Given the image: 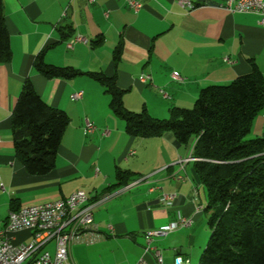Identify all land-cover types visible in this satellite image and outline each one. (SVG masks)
<instances>
[{"label":"crops","instance_id":"0c3cea01","mask_svg":"<svg viewBox=\"0 0 264 264\" xmlns=\"http://www.w3.org/2000/svg\"><path fill=\"white\" fill-rule=\"evenodd\" d=\"M137 1L142 7L133 13L125 0H2L12 56L0 64V230L8 212L21 207L65 199L77 191L103 199L92 211L98 238L70 246L73 264L79 262L71 252L86 249L99 254L125 249L131 256L124 258L125 264H135L144 256L145 233L177 216L191 218L190 232L155 237L151 247L160 250L163 261L162 249L168 247L170 257L172 252L188 259L185 253L194 249L187 238L194 240L192 225L203 219L197 208L205 206L206 197L192 181L191 160L179 163L188 159L189 149L176 147L170 133L147 139L128 136L98 81L86 75L47 79L33 67L38 54L43 53L48 65L114 77L126 109H145L158 119L168 118L174 107L191 109L201 89L248 74L249 60L264 77V25L256 15L229 14L222 9L224 0H185L191 10L181 8L178 0ZM75 36L86 43L68 49L66 43ZM118 44L120 55L114 62ZM172 72L179 81L172 80ZM145 75L150 81L141 82ZM25 79L48 106L69 118L54 167L42 176L29 175L13 151L11 114ZM77 92L82 98L72 100ZM85 119L95 127L86 136ZM249 138H264V108L254 118ZM118 170L130 173L129 184L135 185L126 190L118 186ZM162 194L175 196L171 207L158 202ZM10 237L14 245H25L31 232ZM49 245L53 250V243ZM144 258L152 263V255Z\"/></svg>","mask_w":264,"mask_h":264},{"label":"trees","instance_id":"16d2710c","mask_svg":"<svg viewBox=\"0 0 264 264\" xmlns=\"http://www.w3.org/2000/svg\"><path fill=\"white\" fill-rule=\"evenodd\" d=\"M120 50L118 44L114 62ZM11 56L0 0V64ZM248 62V74L201 89L191 109L171 108L166 119L154 118L145 109H126L114 77L48 65L42 52L33 67L47 79H95L128 136L147 139L170 133L176 147L189 149L191 178L204 189L202 211L210 230L197 264H264V138H249L252 122L264 108V77L252 60ZM68 123L64 111L48 106L31 82L23 81L11 114V138L14 155L29 175L53 169ZM129 174L116 172L118 186L129 185Z\"/></svg>","mask_w":264,"mask_h":264},{"label":"built area","instance_id":"2783aa9c","mask_svg":"<svg viewBox=\"0 0 264 264\" xmlns=\"http://www.w3.org/2000/svg\"><path fill=\"white\" fill-rule=\"evenodd\" d=\"M94 0H87L93 3ZM127 7L137 13L141 9V3L137 0H125ZM177 4L186 10H191L193 5L185 0H178ZM222 9L229 14H251L258 17V24L264 25V0H224ZM86 43L85 39L75 36L66 43L71 49L75 43ZM228 62V61H227ZM172 80L179 81L180 77L176 72L171 73ZM141 82L150 81L148 75L139 78ZM162 94L163 92L160 91ZM166 97V95H164ZM72 100L82 98V93L77 92L71 96ZM95 131L92 122L85 119L83 123V135L86 136ZM189 160H181L184 165ZM3 190V186L0 185ZM196 189L194 196H196ZM175 196L162 194L159 203L171 207ZM100 200L86 202V194L77 191L65 199L52 202L34 204L21 207L15 211H9L4 227L0 230V264H73L69 257V248L72 244L86 240L91 243L98 238L97 228L92 222V211L100 204ZM201 210V206L197 211ZM192 224L191 218L177 216L170 223L159 227L156 230L145 233L144 256L152 255V263L142 256L135 264H164L159 251L151 247L152 239L165 237L168 234L181 229L189 228ZM31 232V240L25 245H14L11 235L21 232ZM53 243L52 252L47 246ZM171 264H189L187 259L176 255Z\"/></svg>","mask_w":264,"mask_h":264},{"label":"rangeland","instance_id":"374dc122","mask_svg":"<svg viewBox=\"0 0 264 264\" xmlns=\"http://www.w3.org/2000/svg\"><path fill=\"white\" fill-rule=\"evenodd\" d=\"M202 220L197 225H192V229L194 231V240L192 237V241H190V238H187V243L189 244V247H192L194 249L193 254L191 253H185L190 260L189 264H197L198 258L201 254V251L203 250L209 236H210V230L206 224L207 221V215L202 211ZM190 228H185L180 231H187L190 232ZM191 235V234H190ZM83 242V241H82ZM79 242L73 244L78 245ZM125 248V246H124ZM157 249V248H156ZM47 250L52 252V246L48 245ZM160 251L159 249H157ZM73 260H78L79 264H125V257H131L129 255V252L127 250H117V251H111V250H105L103 254H99L95 252L92 249H86L82 254L78 253L76 250H73L71 252ZM162 254L164 256V264H171L173 259L175 258V254L171 252L170 257V248H164L162 249ZM170 258V259H169ZM183 258V257H182ZM118 261L116 262L115 260ZM183 259H186L185 257ZM187 259V260H188ZM188 260V261H189Z\"/></svg>","mask_w":264,"mask_h":264},{"label":"bare ground","instance_id":"6f19581e","mask_svg":"<svg viewBox=\"0 0 264 264\" xmlns=\"http://www.w3.org/2000/svg\"><path fill=\"white\" fill-rule=\"evenodd\" d=\"M133 185H135V183H134V184H129V185L123 187V189H124V190L129 189V188L132 187ZM102 200H103V199H101V201H102ZM86 202H95V200L92 199L91 197H89L88 195H86ZM201 210H202V207H201Z\"/></svg>","mask_w":264,"mask_h":264}]
</instances>
